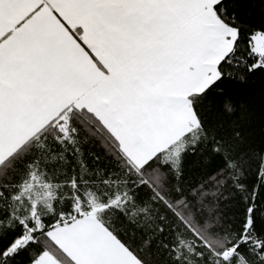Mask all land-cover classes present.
Segmentation results:
<instances>
[{"label":"snow or ice","instance_id":"snow-or-ice-1","mask_svg":"<svg viewBox=\"0 0 264 264\" xmlns=\"http://www.w3.org/2000/svg\"><path fill=\"white\" fill-rule=\"evenodd\" d=\"M0 264H264V0H0Z\"/></svg>","mask_w":264,"mask_h":264},{"label":"trees","instance_id":"trees-1","mask_svg":"<svg viewBox=\"0 0 264 264\" xmlns=\"http://www.w3.org/2000/svg\"><path fill=\"white\" fill-rule=\"evenodd\" d=\"M94 150L97 151V152H99L100 151L99 146H97Z\"/></svg>","mask_w":264,"mask_h":264}]
</instances>
